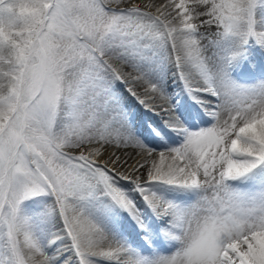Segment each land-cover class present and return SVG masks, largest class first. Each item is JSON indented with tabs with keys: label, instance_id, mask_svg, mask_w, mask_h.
Instances as JSON below:
<instances>
[{
	"label": "snow or ice",
	"instance_id": "6c2138e0",
	"mask_svg": "<svg viewBox=\"0 0 264 264\" xmlns=\"http://www.w3.org/2000/svg\"><path fill=\"white\" fill-rule=\"evenodd\" d=\"M260 9L264 0H0V264H60L48 248L62 240L78 264H264V181L250 193L231 183L264 168V81L244 87L229 74L250 41L264 47ZM165 60L215 101L211 126L180 129L181 145L157 153L129 132L115 83L165 111L152 79ZM120 180L166 219L174 251L145 256L95 220L105 199L137 217ZM153 182L198 195L180 205ZM41 194L62 222L47 244L22 210Z\"/></svg>",
	"mask_w": 264,
	"mask_h": 264
},
{
	"label": "bare ground",
	"instance_id": "6f19581e",
	"mask_svg": "<svg viewBox=\"0 0 264 264\" xmlns=\"http://www.w3.org/2000/svg\"><path fill=\"white\" fill-rule=\"evenodd\" d=\"M158 1V0H157ZM259 14L264 15V13H262L261 11H259ZM202 33H206L207 36H211L212 35V31L210 29L205 30V29H201ZM205 46H208V39L204 40ZM230 41H224L223 45L221 46L222 48H226V47H230L231 46ZM246 52L244 54H241L239 57H237L236 59H241L244 60L242 63H256L259 58L264 59V47H260L258 45V48L255 47L254 43L252 41L249 42V44L245 47ZM220 53V49L216 48V47H207V54L209 55L210 58L213 59V61H215V57L217 55H219ZM232 68L233 69H238L239 65H237L235 63V60L231 63ZM262 65V64H261ZM162 69V73L161 74H157L155 76L152 77V79L154 80V82H158L160 84V86L163 88L166 96H167V101H157V103H166L165 104V111H161L160 116L163 117L166 121L165 122H161L158 123V121L152 117L150 114H146V112L142 109H140L138 106H136L134 99H132L127 93L126 91L121 92L120 90H124L122 88V84L120 82H116V88L118 89L117 95L119 96V99L123 102V104H121L122 106V110L124 112V119H128L126 121L129 120H133V118L135 117V119H137V117L139 118V120H135L137 121V123H133L132 125L129 126L128 122H126L127 127L129 128V132H135L137 131L138 134L140 135V137L145 141V143L150 147V148H159V147H163L162 151H166V149H170L171 144L175 141V137L172 136L168 130L164 129L162 123H164V125H166L167 127H172L174 126L175 129L178 128V124H179V119L177 118H172V116H170V114L172 113H176L179 116H181V118L184 119L185 116L189 115V114H194L196 115L199 119H201L202 121L206 120L203 118L202 112L200 110H197L196 107H194V105L188 101L186 94L183 92L181 94V101H175V100H171L169 99L170 97V91H172L174 89V87L177 85L178 82H176V74L174 73V66L170 61L165 60L162 63V66L159 68ZM229 74H231V70H229ZM257 84V83H256ZM243 86H247L246 84H242ZM255 85V84H253ZM252 85V86H253ZM136 92L138 93V95H140L141 97H143V89H141L139 86L136 87ZM169 91V92H168ZM186 91L188 94L192 95L193 98H195V101L197 104H199L200 108H206L210 106V108L212 107V105H210L211 103L207 102L208 99V95L202 93V92H193L190 91L186 88ZM211 101H215V98H211ZM208 103V104H207ZM159 108V107H157ZM160 109V108H159ZM210 111V110H209ZM208 111V112H209ZM127 116H129V118H127ZM142 118H148L152 121L154 127L156 129H158L160 132L163 133V135H159V134H155V131L146 128L143 123L140 120V117ZM208 122H209V126H211L212 124V119L211 117L208 118ZM135 124H137V126H134ZM204 124V123H203ZM208 126V127H209ZM131 151V149H130ZM136 151H139V149H137ZM159 151V152H162ZM158 153V152H157ZM158 158V157H157ZM119 184L122 188H124L125 191L128 192L129 196H131L132 193H130V189L128 188V183L123 182L122 180L119 181ZM151 189L156 191L158 194H160L161 196H163L166 200L169 201H173L175 203H178L180 205H188L191 204L192 202L195 201V199L197 198V193L193 192V191H189V190H184V189H180L174 186H170V185H166L163 183H152L150 185ZM49 195L47 194H41L39 196H36L34 198H30L29 200H27L26 202L23 203L22 206V210L24 213L26 212H30L31 210L34 211V209L36 208V206L38 205H42L45 215L44 217H46L47 220V225H48V234L45 235V237L41 238V241L45 244H47V241L49 239V237L53 234L56 233L58 231H61L59 228L62 224L61 219L59 217V215L55 212H51L50 214L48 213V210L54 205L53 202H51L50 198L48 197ZM132 196L134 197V194H132ZM105 207L100 210L97 211L94 207L90 208V211L92 213V215L94 216L95 220L100 224V225H104V226H108V233L110 235H112L114 238L119 237L120 239H125V234L127 231V228H130V223L128 222V220H124V217H122V212L120 210V208L107 201L105 199ZM129 214V213H128ZM129 216H131L129 214ZM138 218V216L136 218H134L133 216H131V219L134 221ZM107 223V224H106ZM167 226L161 225L159 227V229H153V231L160 236V238L164 239V240H169L167 241L168 246H169V252H172L175 250L176 244L174 241L170 242V239L168 237H166L165 235V228ZM145 232V230L143 231ZM135 232L134 231H130L129 235L131 236V238H134ZM153 237H155V235H153ZM66 242V240H62V241H58L57 244L52 245L50 248H48V252L50 254L56 253L57 251H59L61 253V257H60V261L64 260H68L70 259V257L74 256V252L71 251V249H69L70 247H63L62 243ZM155 251L153 253H149L150 254H156V252H158L157 250L159 249V244L155 241L153 243ZM158 248V249H157ZM141 254H143L142 252H139ZM167 253V254H168ZM147 255V254H144ZM77 259L76 257H73V259L69 262V264H77ZM100 264H104V262H100Z\"/></svg>",
	"mask_w": 264,
	"mask_h": 264
},
{
	"label": "rangeland",
	"instance_id": "374dc122",
	"mask_svg": "<svg viewBox=\"0 0 264 264\" xmlns=\"http://www.w3.org/2000/svg\"><path fill=\"white\" fill-rule=\"evenodd\" d=\"M159 3V0L157 1ZM259 11H261L262 13H264V9H260L258 10V15ZM174 66V65H173ZM163 71L162 69H159L153 76L157 75V74H161ZM174 73H176V81L178 80L181 85L183 84V82L181 81L180 76L178 75L177 69L174 67ZM158 83V82H156ZM159 84V83H158ZM160 85V84H159ZM141 89H143V86H139ZM115 88H116V83H115ZM122 88L124 90H120L121 92L126 91V93L129 96H133L131 94H129L128 90H127V86L122 84ZM116 91H118V89L116 88ZM119 92V91H118ZM170 96H173L172 94H170ZM143 98V97H141ZM173 98V97H172ZM194 101V100H193ZM136 102L138 103V105L142 108H144L143 104H141L138 99L136 98ZM146 108V106H145ZM151 112L157 117L158 121H163L165 122L166 120L163 117H158V112L157 110H154L152 108H150ZM161 113V112H160ZM170 116H172V118H177L180 121L179 115L176 113H172L170 114ZM181 123V124H180ZM179 126L182 128L184 126V124L180 121ZM175 132V131H174ZM125 183H128V188L130 189V193L134 194V197L130 198L134 201L136 208L138 209V218L133 221L131 219V216L128 215V213L126 211L123 210V214H126V218L128 219V221L132 224L131 225V229L133 231H136V228L138 231H136L137 235H138V242H133V240H129L130 237L127 236V240H122L119 237L115 238L121 242H123L124 244H126L127 246L131 247L132 249L134 248V250L136 249V251H140V246L138 245H145L147 248L151 247V245L153 244V242L157 241L158 244H161L162 246H164V244L166 243L164 240H159V236L153 231L154 226L157 225H167L166 223V219H160L158 218L153 210L146 204V202L144 201L143 197L141 196V194L137 191L134 190V185L130 180H122ZM257 182V181H256ZM153 183H160V182H153ZM261 186V185H260ZM250 192H254L253 188H249L248 190H246V193H250ZM50 200L51 202L53 201V197L50 196ZM47 211H44L42 205H38L36 206V208L33 210H31L30 212H26L25 214L29 217H32L36 220L37 222V227H38V234L40 236V238L45 237V235L48 234L49 230H48V225H47V220L46 217H44L45 213ZM143 214V215H141ZM107 224V223H106ZM151 224V225H149ZM101 227H103L107 232H108V226H104V225H100ZM136 227V228H135ZM60 230H62V224L59 228ZM146 231L148 234H145ZM129 233V232H128ZM127 235V234H126ZM153 235H155V237H153ZM133 243L137 246H133ZM63 245L65 244H69V242L66 240V242L62 243ZM64 245V246H65ZM161 252V251H160ZM162 253V252H161ZM144 255V253H143ZM155 255V254H152ZM152 255H145V256H152Z\"/></svg>",
	"mask_w": 264,
	"mask_h": 264
}]
</instances>
